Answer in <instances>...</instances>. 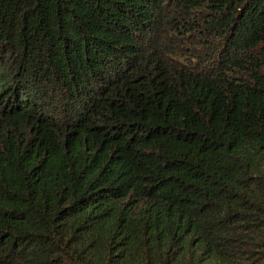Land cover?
Wrapping results in <instances>:
<instances>
[{
    "label": "trees",
    "instance_id": "obj_1",
    "mask_svg": "<svg viewBox=\"0 0 264 264\" xmlns=\"http://www.w3.org/2000/svg\"><path fill=\"white\" fill-rule=\"evenodd\" d=\"M0 264H264V0H0Z\"/></svg>",
    "mask_w": 264,
    "mask_h": 264
}]
</instances>
